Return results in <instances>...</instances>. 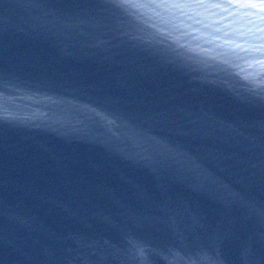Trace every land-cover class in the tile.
<instances>
[{
	"label": "water",
	"instance_id": "1",
	"mask_svg": "<svg viewBox=\"0 0 264 264\" xmlns=\"http://www.w3.org/2000/svg\"><path fill=\"white\" fill-rule=\"evenodd\" d=\"M0 264H190L95 0H0Z\"/></svg>",
	"mask_w": 264,
	"mask_h": 264
},
{
	"label": "snow or ice",
	"instance_id": "2",
	"mask_svg": "<svg viewBox=\"0 0 264 264\" xmlns=\"http://www.w3.org/2000/svg\"><path fill=\"white\" fill-rule=\"evenodd\" d=\"M222 3L223 0H144V10L149 19L160 25L159 31L164 38L179 44L181 37H189L179 44L181 47H191L190 41L210 34L211 38L205 43L239 59H248L264 51V43L260 42L264 40V29L255 21L247 20L241 29L216 27L217 17L223 19L225 12L231 15L232 5L225 8ZM240 7L243 11L254 5L242 3ZM238 40L243 43H236Z\"/></svg>",
	"mask_w": 264,
	"mask_h": 264
}]
</instances>
